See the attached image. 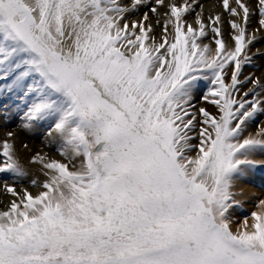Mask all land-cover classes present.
Segmentation results:
<instances>
[{"label": "snow or ice", "instance_id": "1", "mask_svg": "<svg viewBox=\"0 0 264 264\" xmlns=\"http://www.w3.org/2000/svg\"><path fill=\"white\" fill-rule=\"evenodd\" d=\"M151 2L0 0V100L12 98L23 129L46 124L63 158L33 155L47 179L37 195H21L14 185L28 173L13 144H0V182L16 197L0 211V264H264V199L232 228L243 210L235 189L264 167V129L243 136L264 98L255 89L236 98L257 39L247 32L251 10L235 0L234 48L217 38L211 54L197 43L200 16L198 28L184 19L197 0H154L149 11L166 6L163 32L174 31L158 43L148 12L126 19ZM223 7L239 15L229 0ZM256 8L264 29V0ZM200 81L218 116L194 111Z\"/></svg>", "mask_w": 264, "mask_h": 264}, {"label": "rangeland", "instance_id": "2", "mask_svg": "<svg viewBox=\"0 0 264 264\" xmlns=\"http://www.w3.org/2000/svg\"><path fill=\"white\" fill-rule=\"evenodd\" d=\"M126 6L129 5V0H123ZM216 1V5L220 8L222 15H223V23L226 24L225 27L226 29L221 33L220 37H216L215 33L211 31L212 27H219L221 29L222 27V22L220 21L219 24L216 23H210V16H206V19H201L203 23L206 26V35L204 37H201L197 40V43L209 45L212 49L211 54L213 51H215V39L220 38L222 39L228 49L234 48V41L232 40V36L235 34L234 30L230 27L229 21L233 20L236 21L237 23H242V11L239 9V7L236 5L235 0H229V6L237 8V12L239 13L238 16H232L227 13L223 7V0H219V2ZM243 3L246 4V0H242ZM256 2V0H254ZM233 4V6H232ZM247 5V4H246ZM131 4L129 5V7ZM152 4H150L148 7L141 6L139 7L140 10L144 12H150L149 7H151ZM202 7V4L199 5V8ZM230 7V8H231ZM194 10L188 13L184 17L187 23L192 24L193 28H198L199 26L196 24L194 15L196 14V9L193 8ZM139 12V10H137ZM138 12H130L129 14H135L133 16L134 18L139 17L141 19L142 15H139ZM128 14V15H129ZM161 18H167L168 17L165 15V13L161 14ZM190 15V16H189ZM252 18H254L255 22L254 24L250 27L249 24H247V32L248 35H254L258 34L255 36L257 39L255 40L254 43H252L249 47L248 54L252 57L251 63L245 64L242 67L241 74L239 76V80L241 83L237 86L239 88V92L236 93V98L239 100L241 98H246L248 100H251L252 95L249 94L247 97H243V94L245 92H248L249 89H255V91L260 93V96L264 98V90L261 88L256 87L252 81L253 80H258L261 84H264V29L260 28V25L258 23L260 17V14L256 8V4L254 5V9L252 10L251 8V15ZM130 17V18H133ZM149 17H157L153 15L151 12L149 14ZM216 17L215 15H212V18ZM130 18H127V21L130 23ZM236 19V20H235ZM153 20V19H151ZM207 22V23H206ZM160 23H157V21L154 23V28L160 29V31L154 32L153 34H150V36L155 37L156 42H160L161 37L164 35H167L168 40L171 42L174 40V31L172 29V26H168V32L165 34L163 32V28L159 27ZM256 26V27H255ZM157 33V34H156ZM146 43L151 44L152 41H146ZM259 50V51H258ZM262 66V67H261ZM231 72H232V66L228 67L226 70L225 74V81L226 83L231 82ZM259 73V74H258ZM260 75V76H259ZM209 88V82L208 81H200L199 86L194 94V99L192 103L195 105L194 111L196 112L198 118H199V113L198 110L199 108L203 107L205 108L209 113H211L213 116H218V110L215 105L202 100L200 97L203 96L205 93L208 92ZM0 105H3L5 107L0 108V129H6V130H12V131H18L23 135V137L26 139V142L31 141L37 143L39 138L41 136L43 137L44 132L47 131L48 126L46 124H41L38 126L33 127L30 130L23 129L21 127V119L20 117L22 116V112L19 111L15 107V102L12 100L11 97L4 98L0 100ZM260 129H264V114L257 115L256 118L252 121H250L246 126H245V131L243 133V136H249L253 135L255 136L257 132L260 131ZM22 131V132H21ZM7 137V135H6ZM9 138V137H7ZM12 138V137H11ZM44 138V137H43ZM1 142V141H0ZM193 143H197L196 140H193ZM2 144V143H0ZM24 145H28L27 143H21L20 148H26ZM31 145V144H30ZM55 144L49 143L48 148L50 151H52L53 155L58 156V160H63V158L55 151ZM257 159H264V156H257ZM2 159V158H0ZM25 167V166H24ZM41 171V170H40ZM41 176L44 178V181L47 179L46 176H44L43 172L41 171ZM32 179L28 178V175L23 178L19 183L15 184V186H18V189L16 190L18 193L22 195V190L27 189L33 196L37 195L40 191L43 189L39 187L40 184L43 182H37V186H33L31 184ZM241 185V186H240ZM236 191H241L243 192V195L238 196L237 199H240L243 202V210H237L233 213L234 220L236 221L233 225V231H236L238 228L242 227L243 225V216L244 214L250 213L252 211H258L255 207L256 203L260 199H264V167L258 168L254 170L248 177L247 181L240 184ZM243 185V187H242ZM245 185V186H244ZM245 187L247 189H245ZM252 188V189H251ZM250 189V191L248 190ZM254 189V190H253ZM254 193H253V192ZM0 193L2 198H0V211L7 210L8 206L10 205L11 201L13 199H16V197L11 196L4 190L3 183L0 182ZM256 193V194H255ZM245 194V195H244Z\"/></svg>", "mask_w": 264, "mask_h": 264}, {"label": "bare ground", "instance_id": "3", "mask_svg": "<svg viewBox=\"0 0 264 264\" xmlns=\"http://www.w3.org/2000/svg\"><path fill=\"white\" fill-rule=\"evenodd\" d=\"M216 1L219 2V0H197V3L196 4H193V8L196 9V14L194 15V19L196 21V16L199 15L200 16V19H205L208 22V20L206 19V16H210L209 19L212 18V15L219 16L220 17V21L222 22V27H221V33H222L226 29V27H225L226 24L223 23L224 22L223 21V15H222V12H221L220 8L218 7V5H216ZM131 3H132V0H129V5ZM169 3H176L177 6H179L181 4H184L185 3V0H165V5H167ZM187 3L192 4V0H187ZM151 4L152 5L154 4V0H152ZM200 4H202V7L199 8V5ZM246 4H247V6H249L250 10H251V8L253 10L254 9V5L256 4V2H254V0H246ZM232 6H233V4H232ZM138 10H139V12L137 10L135 12H138L139 15H142V14L145 13L144 11H142L140 9H138ZM167 11H168V9H167L166 6H159V7H157V12L159 13V15L158 16L155 15V16H157L155 18L149 17V20L145 21V25L146 26L150 24L152 26V28H153V31L150 34H153L154 32H157L158 33L160 31V29H156V27L154 28V23L157 20H159V23H160L159 27L160 28H163L164 21L167 18H161V16H162L161 14L162 13H166ZM149 14H150V12L148 13V15ZM133 16H135L134 13L133 14H129L126 17L127 18H130V17H133ZM139 17H137V18H134V17L133 18H130V20H129L130 23L132 21H134V20L138 22L140 20ZM185 17H188V16H185ZM151 19H153V20H151ZM232 20H233V18H232ZM254 20L255 19L252 18V16H250L249 22H248V24L250 25V27L252 25H256V24H254V22H255ZM254 35L257 36L258 34H254ZM209 48H211V47L209 46ZM210 50H212V49H210ZM212 54H214V51H213ZM16 130L15 131H12V130L0 129V141H1L0 143H2L5 139H8L9 142H11L13 144V146H14V151H15L16 158L19 160V162L23 166H25L24 168H25L26 172L28 173V178L29 179H32V180L34 179L37 182H43L44 181V178L41 176L40 166L39 165H36V164H31V163H29V161L31 160V157L33 155L37 154V153H40L42 155L43 154H47V157H49V158H53V159H57V160L59 159L58 156L53 155L52 154L53 152L50 151L49 149H47L48 148V145L50 143V138L47 137V135H46L47 131L44 132V134H45V135H43L44 138L41 136V138H39L38 142L35 143V142H31V141L26 142V139L23 137L24 134L22 135L21 133H19ZM7 132L14 133L13 137L12 138H7L6 137V133ZM21 143H27L28 145H27L26 148H20ZM242 187H243V185H242ZM15 188L17 190L18 189V186H15ZM245 189H247V188L245 187ZM248 190L250 191V189H248ZM249 193H251V191ZM0 198H2L1 193H0Z\"/></svg>", "mask_w": 264, "mask_h": 264}]
</instances>
